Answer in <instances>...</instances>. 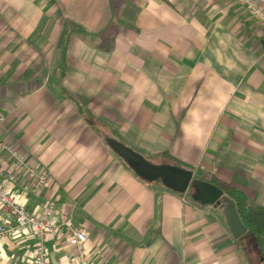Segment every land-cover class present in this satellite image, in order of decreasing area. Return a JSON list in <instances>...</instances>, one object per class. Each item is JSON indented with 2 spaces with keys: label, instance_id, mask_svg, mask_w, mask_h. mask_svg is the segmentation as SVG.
Wrapping results in <instances>:
<instances>
[{
  "label": "crops",
  "instance_id": "crops-1",
  "mask_svg": "<svg viewBox=\"0 0 264 264\" xmlns=\"http://www.w3.org/2000/svg\"><path fill=\"white\" fill-rule=\"evenodd\" d=\"M1 117L0 141L50 179L27 192L4 152L11 194L71 215L90 264H262L217 206L141 180L103 138L264 206V26L236 0H0ZM35 244L32 230L2 239L0 264L31 261ZM48 246L71 264L68 236Z\"/></svg>",
  "mask_w": 264,
  "mask_h": 264
},
{
  "label": "built area",
  "instance_id": "built-area-1",
  "mask_svg": "<svg viewBox=\"0 0 264 264\" xmlns=\"http://www.w3.org/2000/svg\"><path fill=\"white\" fill-rule=\"evenodd\" d=\"M264 26V0H236ZM3 117L0 118V121ZM8 152L14 164L27 171L30 182L24 186L27 192L35 193L49 186V174L29 164L23 152L14 144L0 141V241L19 233L32 230L36 244L33 259L21 264H52L48 246L54 236H68L73 251L67 253L71 264H90L86 257V245L89 241L88 231L74 222L71 215L59 210L54 203L48 204L41 213L32 212L20 203L10 192L9 183H19V176L3 170L1 158Z\"/></svg>",
  "mask_w": 264,
  "mask_h": 264
},
{
  "label": "water",
  "instance_id": "water-1",
  "mask_svg": "<svg viewBox=\"0 0 264 264\" xmlns=\"http://www.w3.org/2000/svg\"><path fill=\"white\" fill-rule=\"evenodd\" d=\"M103 138L141 180L158 183L182 195L191 192L194 201L202 205L217 206L229 232L236 240L248 233L236 201L218 185L196 177L193 168L168 162L157 163L111 134L105 133Z\"/></svg>",
  "mask_w": 264,
  "mask_h": 264
},
{
  "label": "trees",
  "instance_id": "trees-1",
  "mask_svg": "<svg viewBox=\"0 0 264 264\" xmlns=\"http://www.w3.org/2000/svg\"><path fill=\"white\" fill-rule=\"evenodd\" d=\"M211 182L224 189L237 203L241 217L248 227V233L237 240V243L247 260L253 263L258 258L264 264V206L251 201L244 191L233 185L224 186L216 180ZM191 196L192 193H188V197L193 200ZM254 251H257L255 255Z\"/></svg>",
  "mask_w": 264,
  "mask_h": 264
},
{
  "label": "rangeland",
  "instance_id": "rangeland-1",
  "mask_svg": "<svg viewBox=\"0 0 264 264\" xmlns=\"http://www.w3.org/2000/svg\"><path fill=\"white\" fill-rule=\"evenodd\" d=\"M242 6V5H241ZM242 8L246 9L244 6H242ZM247 10V9H246ZM248 11V10H247ZM249 12V11H248ZM258 21V20H257ZM148 158L152 159L153 161L157 162V163H163V162H168V163H174V164H181L184 166H191L188 163L183 162L182 160L178 159V158H174V157H155V158H151L150 156H147ZM197 171V170H195ZM201 173V172H200ZM200 173H198V175L200 176ZM192 197V196H191Z\"/></svg>",
  "mask_w": 264,
  "mask_h": 264
}]
</instances>
